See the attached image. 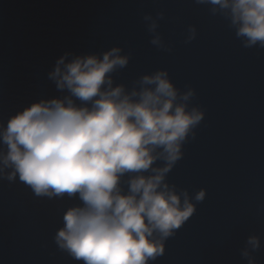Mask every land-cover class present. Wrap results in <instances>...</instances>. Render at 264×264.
<instances>
[{
    "label": "water",
    "instance_id": "95a60500",
    "mask_svg": "<svg viewBox=\"0 0 264 264\" xmlns=\"http://www.w3.org/2000/svg\"><path fill=\"white\" fill-rule=\"evenodd\" d=\"M213 7L196 0H0V132L41 100L68 97L90 107L49 78L61 57L102 58L117 47L129 59L110 74L113 88L140 91L143 76L166 71L178 96L194 93L188 110L203 119L164 183L181 204L186 192L195 211L148 264H264V49L243 47L227 14ZM6 152L0 143V158ZM164 166L162 159L152 165ZM0 169V264H83L55 241L65 211L82 206L78 194L38 197L18 176L7 179L11 167ZM137 175L155 173H125L122 194ZM253 236L257 251L247 244Z\"/></svg>",
    "mask_w": 264,
    "mask_h": 264
},
{
    "label": "clouds",
    "instance_id": "9594fccd",
    "mask_svg": "<svg viewBox=\"0 0 264 264\" xmlns=\"http://www.w3.org/2000/svg\"><path fill=\"white\" fill-rule=\"evenodd\" d=\"M196 2L226 13L243 47L264 49V0ZM194 38L193 30L188 42ZM150 43L157 44L158 38ZM120 52L114 47L102 58L78 56L68 63L61 57L49 73L58 90L66 89L90 107L68 97L41 100L13 115L0 132V143L7 147L0 163L13 169L8 180L18 176L38 197L78 194L82 206L65 211L55 241L83 264H148L163 254V241L195 211L186 192L181 204L164 183L181 159L182 144L203 119L202 112L188 110L194 93L178 96L166 71L143 76L140 91L113 88L110 74L129 59ZM157 159L165 166L153 168ZM149 169L155 175L135 176L122 194L118 185L125 173ZM204 197L201 190L194 199ZM247 244L252 251L261 247L255 236Z\"/></svg>",
    "mask_w": 264,
    "mask_h": 264
}]
</instances>
